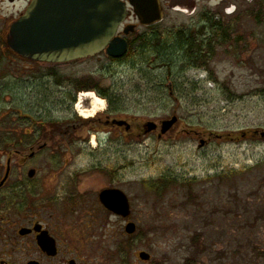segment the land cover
I'll use <instances>...</instances> for the list:
<instances>
[{"label": "rangeland", "instance_id": "374dc122", "mask_svg": "<svg viewBox=\"0 0 264 264\" xmlns=\"http://www.w3.org/2000/svg\"><path fill=\"white\" fill-rule=\"evenodd\" d=\"M199 15L169 12L157 28L165 34L163 38L175 32V73L171 55L169 69L149 68L136 59L117 70L112 68L111 73L106 71L108 76L96 71L105 67L104 57L82 65V75L102 76L103 87L114 86L123 117L141 125L147 119L158 122L177 115L174 131L139 140L104 134L100 145L86 143L89 128L84 125L78 131L82 138L53 142L31 160L30 166L40 176L37 182H43L37 186L41 192L54 188L52 194L58 196L65 185L56 186L55 181L67 183L79 174L82 185L95 188L108 184L111 176L129 197V219L104 212L93 202L86 206L95 210L89 231L86 217L79 214L56 217L66 228L82 223L78 236L70 229L67 232L76 239L77 255L84 264H264V138L254 134L264 131V0H243L238 17L227 18L221 10L211 14L215 15L211 26L220 25L224 33L228 30L230 42L211 44L207 35L205 60L185 61L182 41L199 34L197 44L201 45L205 39L200 34L204 28ZM216 16L221 17L220 22ZM209 32L212 37L213 26ZM164 53L170 54V50ZM8 64L13 72L12 59L4 60V67ZM169 82L174 84L173 96ZM13 84V78H7V85ZM40 91L34 108L39 98L48 96ZM7 93H0L1 174L17 148L14 130L26 127L14 112V94ZM83 94L79 93L73 114L86 122L89 119L78 110H87L89 99ZM49 96L45 109L35 108L36 117L71 115L54 109L51 99L55 94ZM103 110H97L96 115ZM211 132L221 137L210 136ZM243 132L248 133L246 137ZM202 139L206 144L200 147ZM31 143L38 150L44 141ZM13 164L18 166L16 161ZM101 166L112 173L107 174ZM228 170L239 172L230 178L219 176ZM153 185L163 188H149ZM129 221L137 226L132 234L126 232ZM142 251L151 258L142 260ZM25 261L23 252L13 259L14 264Z\"/></svg>", "mask_w": 264, "mask_h": 264}, {"label": "flooded vegetation", "instance_id": "af4514ba", "mask_svg": "<svg viewBox=\"0 0 264 264\" xmlns=\"http://www.w3.org/2000/svg\"><path fill=\"white\" fill-rule=\"evenodd\" d=\"M32 1L0 0V65H3L4 60L8 59H12L13 64H15L13 72L11 68L8 69L9 64L5 67L4 65L0 66V93L8 94L7 92H11L14 94V104H16L14 112L18 115L19 121L26 123L25 128L14 130L13 142H16L17 148L12 151V160H8L10 166H6L4 173L1 174L0 171V264H14L13 259L19 252L26 254V261L23 264L32 262L36 264H84L77 255L80 254V249L74 243L76 239H71L72 236L68 235L67 232L70 229L75 233L73 236H78L82 223H75L66 228L64 221L56 217L66 216L68 213L71 215L79 214L81 217H86L87 224L85 227L89 231L92 226L91 221L95 217V210L86 206H90L93 202L98 209L116 215L105 208L100 200V195L105 190L119 189L123 192L124 190L114 183L111 176L110 182L106 185L98 188L94 186L85 187L80 181L82 176L76 174L67 183H61L60 177V182L55 181L56 186L65 185L62 194L58 196L52 194L54 188L51 191L48 188L46 192H41L37 186L43 182H37L40 176L37 169L30 166L31 160L40 152L50 148L53 142L77 141L78 137L82 138L78 131L80 128L83 129L84 125L89 128L84 138L86 143L97 142L101 145V137L104 134L108 135L109 138L122 137L126 140H139L157 134L161 130L162 121L147 119L139 125L133 118L123 117V112L116 105L117 97L114 93V86L109 89L103 87L101 84L102 76L98 79L93 75H82V65L85 62H92L99 57H104L105 67H99L96 71L101 75L108 76L106 71L111 73L112 68V71L117 70L131 64V61L133 63V60L136 59H139L149 68L162 69L166 66V69H169L168 58L171 55L173 57L171 68L174 72L175 32L169 33L172 37L163 38L161 36H165V34L162 35L157 30L165 23L167 14L169 12L181 15L190 14L191 16L200 14V22L204 28V33L200 34L204 35V45H206L207 35L210 36L209 40L212 39L211 31L209 32L212 26L221 28L220 25L211 26L212 19L215 17L211 14L221 10L227 18L238 17L243 0H157L163 11V19L150 25L144 24L135 13L134 3L139 2V0H121L126 5L128 14L119 25L114 39L127 42L126 53L121 57H113L105 49L92 56L78 57L63 62L25 58L10 48L8 44L10 30L26 12ZM59 3V0H53L54 6L60 12L57 11V15L53 21L49 22V25L53 24L55 30L58 31L55 35H61L66 42L83 44L84 20L82 11L79 14V10L76 9V12L73 13L74 10L68 9L67 6L62 7ZM233 6H235L234 9L231 8ZM77 8L83 9L82 7ZM228 10L232 12L228 14ZM218 18L220 19L219 16H216V19ZM91 27L95 28L98 25L92 23ZM206 30L208 31L206 32ZM46 34L49 36V30ZM227 34L229 35L228 39L231 40V34L228 30ZM94 35L98 38V32H94L92 29V37ZM196 37L198 38L192 39L197 44L200 40L199 34ZM169 50L170 54L164 53V51ZM9 71L12 72V76ZM9 77L13 78L14 84L12 86L7 85V78ZM168 88L173 96L174 84L169 82ZM38 90H41L39 94H48V96L39 98L36 109H45L44 105L50 99L49 95L54 93L55 97L51 99V106L55 107L54 109L61 108L71 115L69 117H49L48 119L36 117V110L32 104ZM92 92L106 102L107 109L83 122L74 116L73 109L77 106L79 93L90 94ZM17 105H21L23 108H17ZM85 106L87 110H91L93 100H86ZM30 108L33 111H30ZM121 122L125 123L120 124ZM148 122L155 123L156 127L147 131L145 125ZM174 129L175 126L166 135ZM36 141H44L38 150L34 149V145L31 143ZM25 142L26 144H24ZM15 161L18 166H14ZM14 168L17 169V172ZM100 169L109 175L112 173L109 171L110 168L101 166ZM32 171H34L33 175H31ZM7 174L8 177L3 183ZM49 211L54 214L48 215Z\"/></svg>", "mask_w": 264, "mask_h": 264}, {"label": "water", "instance_id": "95a60500", "mask_svg": "<svg viewBox=\"0 0 264 264\" xmlns=\"http://www.w3.org/2000/svg\"><path fill=\"white\" fill-rule=\"evenodd\" d=\"M62 7L82 11L83 15V37L84 43L66 42L55 27L49 25L54 17L60 12L53 4V0H33L26 12L12 26L8 35L10 48L19 55L38 61L63 62L78 57L95 55L107 47L108 54L113 57H121L127 51L125 40L114 39L121 22L127 17L126 5L121 0H59ZM136 13L144 24L150 25L159 22L163 18L162 8L157 0H139L134 3ZM77 7H82L80 10ZM58 11V12H57ZM70 12V10H68ZM61 14V13H60ZM92 23L98 27L92 28ZM51 28V29H50ZM92 29L98 32V38L92 37ZM49 30V36L46 32ZM178 117L175 115L170 120L162 122V134L167 133L176 123ZM125 122H121L123 124ZM156 124H146L147 131L152 130ZM213 134V133H212ZM264 137V132L262 133ZM205 144L202 140L200 147ZM10 165V162H9ZM34 171L31 172V175ZM8 177H5L3 183ZM1 183V184H3ZM102 204L113 213L129 217L131 215L130 203L126 194L119 190H105L100 195ZM126 231L132 234L136 231V224L129 223ZM142 260H149L150 254L140 252ZM30 264H36L34 262Z\"/></svg>", "mask_w": 264, "mask_h": 264}, {"label": "trees", "instance_id": "16d2710c", "mask_svg": "<svg viewBox=\"0 0 264 264\" xmlns=\"http://www.w3.org/2000/svg\"><path fill=\"white\" fill-rule=\"evenodd\" d=\"M207 22L209 20H206ZM211 22V21H210ZM213 35H212V39H211V44H214L215 41H218L220 43L223 42H229L230 40L228 39V35L227 32L224 33L225 30H223L222 28L219 27H214L213 26ZM205 45L204 42L201 45H198L196 43L193 42L192 38H188L185 41H182L181 43V52H183V57L185 59V61L188 59L189 60H194L196 57H201L198 59H203L205 60ZM191 67H194V65H191ZM239 171H234V170H228L222 174H220L219 176L222 178H230L233 175H237ZM185 184V183H184ZM183 184V185H184ZM188 186H191V181H189ZM192 187V186H191ZM149 188L155 189L158 188V190H160L161 188H163V186H151ZM257 255V253H255ZM254 255V254H253Z\"/></svg>", "mask_w": 264, "mask_h": 264}, {"label": "bare ground", "instance_id": "6f19581e", "mask_svg": "<svg viewBox=\"0 0 264 264\" xmlns=\"http://www.w3.org/2000/svg\"><path fill=\"white\" fill-rule=\"evenodd\" d=\"M87 99H91L94 100L93 101V108L91 110H84L81 108H78V110L80 111V114L85 117V118H92L97 110H103L105 108V101L103 99L98 98L97 96H95V94L90 93V94H86L85 96Z\"/></svg>", "mask_w": 264, "mask_h": 264}]
</instances>
